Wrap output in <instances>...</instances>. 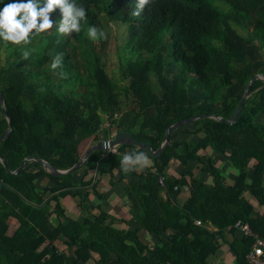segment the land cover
Here are the masks:
<instances>
[{"label": "trees", "instance_id": "trees-1", "mask_svg": "<svg viewBox=\"0 0 264 264\" xmlns=\"http://www.w3.org/2000/svg\"><path fill=\"white\" fill-rule=\"evenodd\" d=\"M12 2L0 0V9ZM77 3L87 10L80 33L59 34L56 9L50 31L25 49L0 39L6 52L0 91L12 123L0 156L10 170L26 156L67 169L87 148L85 140L107 138L112 127L156 150L178 120L210 113L229 119L249 79L264 73V0H155L139 17L132 15L136 0ZM109 23L126 28L116 49L118 77L102 60L107 38L95 45L87 35L89 26L105 31ZM57 53L63 67L53 71ZM7 126L0 106V135ZM177 129L161 154L150 157L151 168L127 176L122 154L144 151L134 145H118L116 154L94 150L64 175L35 160L10 174L0 161V264H224L212 261L222 244L235 264H248L253 235L264 238V81H252L234 123L205 117ZM172 161L182 169L178 176L167 172ZM223 163L235 169L231 184ZM104 176L130 204L129 219L103 206L97 186ZM66 196L90 217H71ZM237 221L253 235L241 233Z\"/></svg>", "mask_w": 264, "mask_h": 264}, {"label": "clouds", "instance_id": "clouds-1", "mask_svg": "<svg viewBox=\"0 0 264 264\" xmlns=\"http://www.w3.org/2000/svg\"><path fill=\"white\" fill-rule=\"evenodd\" d=\"M154 3L155 0H136L132 15L139 17L146 6ZM56 9L62 14L56 29L59 34L70 36L82 31L83 22L87 20V10L82 4H78L77 0H16L0 9V39L25 49L35 37L52 28L54 22L49 18V14ZM87 35L94 42L107 38L106 32L96 26H89ZM29 55L30 51H22L23 58L27 59ZM62 67L63 54L57 53L52 58L50 68L55 71ZM117 149V145L106 142L107 151L116 154ZM152 166L150 156L140 150L126 152L120 160V170L125 176L132 172H143Z\"/></svg>", "mask_w": 264, "mask_h": 264}, {"label": "water", "instance_id": "water-1", "mask_svg": "<svg viewBox=\"0 0 264 264\" xmlns=\"http://www.w3.org/2000/svg\"><path fill=\"white\" fill-rule=\"evenodd\" d=\"M255 79H261L264 81V73H257L255 74L253 77H251L249 79V81L247 82L244 92L232 114V116L229 119H226L222 116L216 115V114H200V115H193L181 120H178L172 124H170L164 132V136L163 139L161 141V144L159 145V147L156 150H152L151 146L142 140H138L137 138H135L130 132L125 131V130H120L117 131L116 127H112L111 128V135L109 138H102L99 139L97 141H95L93 144L89 145L81 154L80 158L77 160L76 163H74L71 167L67 168V169H58L55 168L54 166H52L49 162H47L46 160H43L39 157H32V156H26L24 157L20 164L16 167V169L14 170H10L9 167L7 166L5 160L0 156V161L3 164V166L5 167V169L7 170L8 173L10 174H16L18 173L23 166L25 165V163L28 160H35L38 161L42 164L43 168L50 174L52 175H64V174H68L73 172L74 170H76L89 156V154L94 151V150H106V142H111V144L113 145H121V144H125V145H134L138 148H141L142 150L146 151L148 153V155L151 158H157L161 152L163 151V149L165 148V146L169 143L170 141V136H171V132L177 128H180L183 125H186L192 121H195L197 119H201V118H205V117H211L214 118L218 121H225L229 124H232L236 121L237 116L242 108V105L244 103L245 98L248 96L249 94V88L250 85L252 83V81H254ZM0 106L2 109V112L7 120V128L5 129V131L0 135V142L6 138L8 136V134L11 132L12 130V123H11V118L9 117V115L7 114V111L5 109L4 106V100H3V96L2 93L0 91ZM108 153H110V151H108ZM98 167H99V163L97 164L95 171H94V179L92 184L95 182L96 177H97V172H98Z\"/></svg>", "mask_w": 264, "mask_h": 264}, {"label": "crops", "instance_id": "crops-1", "mask_svg": "<svg viewBox=\"0 0 264 264\" xmlns=\"http://www.w3.org/2000/svg\"><path fill=\"white\" fill-rule=\"evenodd\" d=\"M103 134V131H101ZM110 137V134L107 138ZM103 138V137H102ZM101 138V139H102ZM94 141L90 140L89 143L87 144V147L91 144H93ZM128 151H130L128 149ZM213 158H217V155H214ZM170 165V164H169ZM169 165L167 167V172L169 174H173L175 176H178L182 173V171L180 170V165L178 164V162L176 161V164H175V168L173 169H170L169 168ZM224 167H222V173L223 175H230L233 176L235 175V169L231 168V166L227 163H223ZM195 172H196V175L197 177L202 181L204 180H209L208 177L206 176L205 173H202L200 171H197V169H195ZM77 178L79 177V175L76 176ZM97 189L98 190H101L102 192H104V195H105V199L103 201V206H105L109 212L112 213V215H114L115 217L117 218H124V219H129L130 216L128 217L127 215H116L115 212H113V209L116 210V212H120L121 211V208L120 207V203L122 204H129L127 201H126V198L124 197V195L122 194L121 192V189L118 187V186H114V187H109L108 185V177L107 176H104L100 179L99 183H98V186H97ZM188 195V191H187V188H185L184 190H180V192L178 193L177 195V200L179 203H182L185 198L187 197ZM91 199L92 202H98L97 200H95L93 198L92 195H90L89 197ZM62 203L63 205L66 207V210L68 211V214L73 217V218H82V217H90L89 213L86 211V210H80V208L76 205V200L73 199L72 197L70 196H66L62 199ZM130 205V204H129ZM130 207V206H129ZM87 208V206H86ZM131 209V208H130ZM95 210H93L94 212ZM122 212V211H121ZM11 221V224L14 223V220H10ZM117 226H121V227H124V224L123 223H116ZM221 246H223V249L222 252L225 254V251L227 253H229L228 251V248H227V245L226 244H222ZM225 250V251H224ZM228 255L231 256L230 260L232 259L233 260V256L229 253ZM229 257V256H228ZM217 260V259H216ZM224 260V259H223ZM218 262H221V257L217 260ZM215 261V263L217 262ZM234 263V260L232 261ZM223 263V262H222ZM235 264V263H234Z\"/></svg>", "mask_w": 264, "mask_h": 264}, {"label": "rangeland", "instance_id": "rangeland-1", "mask_svg": "<svg viewBox=\"0 0 264 264\" xmlns=\"http://www.w3.org/2000/svg\"><path fill=\"white\" fill-rule=\"evenodd\" d=\"M105 28L107 29V30L105 29V32L107 34V40L108 41H107V46L105 48V52L102 55V60L106 64V70H107V72L110 75L114 76V77H118V72L119 71H118V67H117L118 60H117V52H116V49L117 48L118 49H121V47H122V43H123V40H124V37H125V33H126V28H125L124 25H116V24H113V23H109V28L107 26H105ZM47 31H50V29H48ZM94 44L97 45V41H95ZM12 50H13V48H11L10 51H12ZM20 52H21V49H20ZM5 57H6V52L4 50H2L0 52V61L3 62V60L5 59ZM78 61H82V56L79 58ZM107 124H108V122L105 121L102 124V127H104V129H105V127L107 126ZM178 130L179 129L175 130L174 133L175 134H179L178 133L179 132ZM89 141L90 140L87 139V140H85L83 142L82 147L84 149H85V146L87 147V144L89 143ZM215 160H217V158H215ZM175 164H176V161L170 162L169 168L170 169L175 168ZM231 168L233 169L232 166H231ZM180 170L182 171L181 167H180ZM224 177H225V181L228 184H231L232 183V181H233L232 176L225 175L224 174ZM129 206L130 205L127 204V203H125V204L120 203V207H122L121 208V211L122 212L121 211L120 212L119 211L116 212V210H114V209H113V212H115L116 215H120V216L127 215L129 217V216H131V213L133 212L132 209H130L131 207H129ZM221 249H223V246H220V248L218 249V251H217V253L215 255L216 257L214 256L215 259L212 257V261L214 262L216 259L218 260L221 257V260H222L221 262H223L224 264H234L232 262L233 260L232 259L230 260L231 256L228 255L230 252L227 253L224 250L225 251V254H224Z\"/></svg>", "mask_w": 264, "mask_h": 264}, {"label": "built area", "instance_id": "built-area-1", "mask_svg": "<svg viewBox=\"0 0 264 264\" xmlns=\"http://www.w3.org/2000/svg\"><path fill=\"white\" fill-rule=\"evenodd\" d=\"M159 183H162V178H158ZM196 224H201L199 220H195ZM235 227L238 228L241 233L245 235H253L249 225L247 223H240L237 221ZM254 236V242L251 248L246 254V260L248 264H264V238Z\"/></svg>", "mask_w": 264, "mask_h": 264}]
</instances>
